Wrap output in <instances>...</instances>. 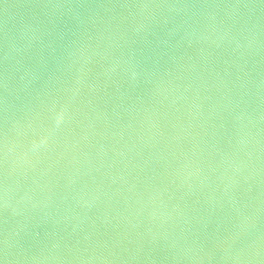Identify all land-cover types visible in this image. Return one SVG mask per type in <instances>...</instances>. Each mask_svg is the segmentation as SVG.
I'll return each instance as SVG.
<instances>
[{
    "label": "water",
    "instance_id": "obj_1",
    "mask_svg": "<svg viewBox=\"0 0 264 264\" xmlns=\"http://www.w3.org/2000/svg\"><path fill=\"white\" fill-rule=\"evenodd\" d=\"M0 264H264V0H0Z\"/></svg>",
    "mask_w": 264,
    "mask_h": 264
}]
</instances>
